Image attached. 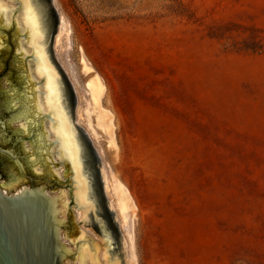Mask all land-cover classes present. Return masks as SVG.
I'll return each instance as SVG.
<instances>
[{"label": "rangeland", "instance_id": "1", "mask_svg": "<svg viewBox=\"0 0 264 264\" xmlns=\"http://www.w3.org/2000/svg\"><path fill=\"white\" fill-rule=\"evenodd\" d=\"M43 1L122 264H264V0ZM95 75L113 144L82 116Z\"/></svg>", "mask_w": 264, "mask_h": 264}, {"label": "water", "instance_id": "2", "mask_svg": "<svg viewBox=\"0 0 264 264\" xmlns=\"http://www.w3.org/2000/svg\"><path fill=\"white\" fill-rule=\"evenodd\" d=\"M5 61L0 264H122L119 235L111 251V237L86 223L98 203L93 188L107 205L70 114V78L59 63V13L52 6L0 0V70Z\"/></svg>", "mask_w": 264, "mask_h": 264}, {"label": "bare ground", "instance_id": "3", "mask_svg": "<svg viewBox=\"0 0 264 264\" xmlns=\"http://www.w3.org/2000/svg\"><path fill=\"white\" fill-rule=\"evenodd\" d=\"M63 29H65V24L62 25V30ZM82 63H83L82 64L83 70L87 72L90 71V67L84 60H82ZM85 89L88 94V104L89 105H86L84 108L82 107L83 109L81 108L82 116L85 118L87 125L91 127L90 118H91V114H93L95 117V125L107 135L109 144H113L112 127H114V125L112 123V115L108 110L104 109L100 104V99H101V95L103 92V84L100 78L97 75H95L93 78L89 79L86 82ZM91 130L92 132L94 131L92 127H91ZM109 183H111L110 191L112 190V194L114 197L113 199H115V203H116L120 218L123 222H126L128 219L131 218V214L135 207L133 199L128 189L116 178L113 179ZM106 188H107V185H106ZM148 243H149V246L151 247V250L154 251L155 242L151 236H149Z\"/></svg>", "mask_w": 264, "mask_h": 264}, {"label": "flooded vegetation", "instance_id": "4", "mask_svg": "<svg viewBox=\"0 0 264 264\" xmlns=\"http://www.w3.org/2000/svg\"><path fill=\"white\" fill-rule=\"evenodd\" d=\"M7 67H8V62L5 61L4 67L0 70V73L2 72L5 73ZM3 75L1 77H3ZM93 158L92 160H90L92 164H94ZM7 177H8V173L4 175V178ZM93 190H95V193L94 192L93 193L97 196L99 194V192H97V188L96 189L93 188ZM96 196H95V200L98 202L97 207L93 210L92 209L89 210L88 214L90 218L86 219V223L91 225L93 228H95V230L101 235L105 236L106 234H108V236L111 237V245L109 247V250L112 251V249H115L118 246V234H119L118 228L113 218L109 214H107L110 211V209L105 206V203H103V201H101L102 197H100L101 199H99Z\"/></svg>", "mask_w": 264, "mask_h": 264}]
</instances>
